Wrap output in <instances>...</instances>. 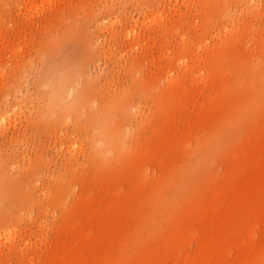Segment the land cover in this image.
Instances as JSON below:
<instances>
[{
    "label": "rangeland",
    "instance_id": "obj_1",
    "mask_svg": "<svg viewBox=\"0 0 264 264\" xmlns=\"http://www.w3.org/2000/svg\"><path fill=\"white\" fill-rule=\"evenodd\" d=\"M0 264H264V0H0Z\"/></svg>",
    "mask_w": 264,
    "mask_h": 264
}]
</instances>
